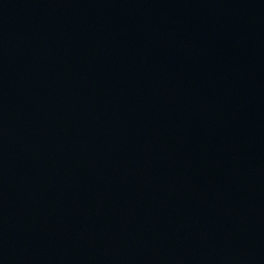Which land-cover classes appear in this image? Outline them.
Listing matches in <instances>:
<instances>
[{
	"label": "water",
	"instance_id": "obj_1",
	"mask_svg": "<svg viewBox=\"0 0 264 264\" xmlns=\"http://www.w3.org/2000/svg\"><path fill=\"white\" fill-rule=\"evenodd\" d=\"M0 264H264V0H0Z\"/></svg>",
	"mask_w": 264,
	"mask_h": 264
}]
</instances>
